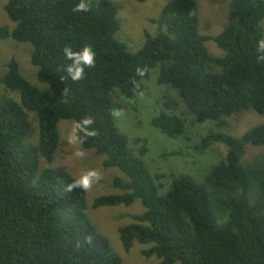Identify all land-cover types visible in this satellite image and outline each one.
<instances>
[{
	"label": "trees",
	"instance_id": "trees-1",
	"mask_svg": "<svg viewBox=\"0 0 264 264\" xmlns=\"http://www.w3.org/2000/svg\"><path fill=\"white\" fill-rule=\"evenodd\" d=\"M86 2L88 10L81 12L73 11L80 0H8L4 7L14 28H1L0 38L30 45V64L48 89L30 85L14 58L0 77L19 96V102L0 97V264H121L88 217L85 189L64 170H39L40 160L53 159L58 123L72 120L76 128L85 119L92 124L78 132L81 147L103 157V169L124 176L112 181L119 194L96 198L92 208L129 207L139 200L144 209L118 229L125 253L136 242L148 246L144 258L159 264H264V155L240 164L247 146L264 147V125L240 137L209 131L193 149L203 154L222 144L225 158L201 180L171 174L160 196L141 159L147 147L135 140L138 146L129 148L112 103L114 93L127 100L141 96L158 67V85L178 97L166 107L175 111L181 104L197 124L209 121L221 130L228 127L225 119L248 110L264 116V0H230L231 23L214 38L198 33L195 0H171L154 22L156 35L135 53L114 39L118 7ZM210 40L222 58L210 56ZM66 46H90L96 53L82 80L66 78ZM29 113L37 124L36 144L25 143L35 131ZM151 125L172 139L186 133L185 119L176 114L160 113Z\"/></svg>",
	"mask_w": 264,
	"mask_h": 264
},
{
	"label": "rangeland",
	"instance_id": "rangeland-1",
	"mask_svg": "<svg viewBox=\"0 0 264 264\" xmlns=\"http://www.w3.org/2000/svg\"><path fill=\"white\" fill-rule=\"evenodd\" d=\"M101 1V0H95ZM118 7L117 22L119 31L114 39L127 47L129 52L140 50L147 37H153L157 32L154 23L163 6L171 0H106ZM198 7V33L201 36L214 38L228 26L231 21L228 16L230 0H195ZM8 0H0V29L11 31L14 24L9 21L4 11ZM264 32V20L261 23ZM205 47L213 58H222L224 53L210 40ZM31 47L28 44L15 43L10 38H0V77L5 73V65L15 59L19 64L22 77L41 92L47 91V86L37 81V69L30 64ZM213 71H217L216 69ZM159 68L150 71L148 80L145 81V92L134 100L123 99L118 93L112 95L115 110V123L121 133L128 138V146L135 149L138 145L145 144L146 154L141 157L151 173L154 184L160 196L165 195L171 184V174H189L196 180L209 171L210 167L218 164L226 156V147L214 144L203 154L197 153L193 147L201 137L209 131H219L233 137H240L247 130L264 125V116L248 110L239 115L231 116L225 121L228 127L218 130L213 122L197 124L194 119L185 113L181 104L175 111L168 109L166 103L171 100L178 102L175 91L166 86L158 85ZM7 97L19 102L17 93L7 91L0 84V97ZM176 114L185 119L186 133L182 137L169 138L151 125L154 117L160 113ZM30 121L35 129L32 136L25 143H37V124L34 115L29 113ZM59 142L50 163L40 160L39 170L45 168L61 169L78 179L89 170H95L99 179L92 184L86 192L87 214L97 231L109 240L114 254L119 256L121 264H159L154 258H144L141 252L148 249L147 245L134 243L128 253H125L118 237V229L133 222V218L144 212L139 200L131 206L92 208L93 201L101 196L117 195L119 191L112 186L115 177L124 178L116 168L103 169V157L97 156L92 150H85L77 140L73 142L72 135L75 123L72 120H61L57 125ZM177 153V154H173ZM264 155V147L247 146L241 165L249 163ZM159 176V178H157Z\"/></svg>",
	"mask_w": 264,
	"mask_h": 264
},
{
	"label": "clouds",
	"instance_id": "clouds-1",
	"mask_svg": "<svg viewBox=\"0 0 264 264\" xmlns=\"http://www.w3.org/2000/svg\"><path fill=\"white\" fill-rule=\"evenodd\" d=\"M87 10L88 4L86 0H80V3H78L73 9L74 12ZM259 49L261 52H264V41L260 42ZM62 52L64 58L67 61H70V63L66 66V78L70 79L71 81L82 80L85 75V69L91 68L95 65L96 53L90 46L83 47L79 51H74L72 47L66 46L63 48ZM91 124V119H85L82 121V123H77L72 135L73 142H76L79 139L78 132L85 130V128ZM98 179L99 174L95 170H89L76 179L74 183L81 189H88Z\"/></svg>",
	"mask_w": 264,
	"mask_h": 264
}]
</instances>
